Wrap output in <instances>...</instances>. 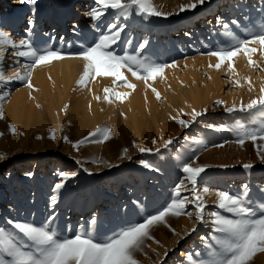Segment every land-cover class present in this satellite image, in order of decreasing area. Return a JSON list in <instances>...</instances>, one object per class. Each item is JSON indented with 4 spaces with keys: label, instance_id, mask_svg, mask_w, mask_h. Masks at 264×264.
Here are the masks:
<instances>
[{
    "label": "rangeland",
    "instance_id": "rangeland-1",
    "mask_svg": "<svg viewBox=\"0 0 264 264\" xmlns=\"http://www.w3.org/2000/svg\"><path fill=\"white\" fill-rule=\"evenodd\" d=\"M6 1L0 0V31L9 34L16 43L20 39L49 35L51 44L47 43L52 46L61 42V52H79L82 46L74 47L76 45L73 42L69 44L75 38L77 26L89 33L92 39L89 46H92L100 34L108 33L109 24L115 23L124 29L120 40L112 46L116 54L139 55L157 63L175 62L176 66L165 69L163 78L149 80L150 87H146L142 80H136L126 69L122 71L128 81L136 85L135 89H128L121 82L114 85L113 78L105 76L98 89L99 96L105 88L114 91L123 88V92H118L127 95L123 101L110 96L111 104L116 108L114 112L108 110L109 102L104 100L106 107L100 119L102 122L92 129H81L85 120L91 116V110L89 116H85L83 110L76 107L77 86L71 90V98L64 111L67 113L60 116L59 129L53 127L49 118H46L44 127L25 126L12 121L11 112L15 104L11 99L16 93L24 94L26 104L32 103L35 115L47 108V99L42 96L40 88H34L32 80V88L17 80L14 86L5 88L4 93L0 92V97L4 98L0 101L4 113V118L0 119V133H3L0 135V153L6 157L0 160V226L10 228L8 220L42 226L49 216H54L51 228L67 235L83 229L102 240L122 227L142 222L147 215L155 214L166 206L175 187L185 177L183 164L191 163L195 158L197 165H209L201 174L203 181L198 182L197 186L198 191L205 187L209 189V194L205 196V220L196 223L193 232L191 229L194 221L186 215L168 217L171 229L179 235H174L164 225L154 227L151 234L159 243L147 241V255L138 253L137 259L141 264H208L213 250L219 247L215 238L221 235L215 232L208 213L218 211L229 218H235L217 207L215 193L227 191L241 195L246 206H251L257 214L260 211L259 205L264 203V163L260 162L256 148L250 141L241 147L234 143L237 138L235 133L228 130L237 120L245 124H251V120L246 118L245 113H227L224 110L233 103H247L257 97L260 87L264 85V71L250 67L247 59L240 67H234L235 73L228 70L227 64L217 70L209 67L218 62L217 58L207 53L232 42L231 37L225 35L226 32L244 38L250 32L258 31L264 25L260 20L264 14V0H206V3L184 12H179V5L187 4L190 0L153 1L160 11L173 14L143 20L135 14L122 17L110 9L100 21H93L86 15L96 6L95 0H37L36 5L32 6L35 8L33 16L29 17L26 13L16 28L7 27L3 23L4 13L15 8V5L6 6ZM222 6L229 8V14L224 21L219 22L217 17ZM65 7L73 9V13L64 18L61 26H55L54 13ZM211 14L214 21L210 23ZM45 15L54 16L46 23ZM30 19L34 20V26L29 25ZM201 19H205L207 24L200 25ZM196 22L199 26H193ZM176 28L185 31L182 38L176 37ZM156 41L159 42L158 46L154 45ZM44 44L45 48L48 47L46 42ZM140 44H145V48L140 49ZM253 47L258 50L251 54L252 59L264 68V52L260 51L258 45ZM13 50L10 47L4 50L8 65L17 60L22 61L21 57L12 55ZM244 77H250L253 91L248 90ZM234 79H240L243 86H235ZM1 85L4 86L3 79H0V88ZM86 88L90 89L88 85ZM153 88L160 93V99H157ZM53 92L56 97V89ZM138 92L144 95L143 100L151 106L150 111L145 109L139 112L137 105H134L131 113L126 106L127 101ZM195 94L202 101L199 111L203 115L189 127L182 128L176 119H191L185 101ZM217 100L225 103L217 105ZM112 120L116 122V127L110 123ZM127 121L134 122V125L130 123L127 126ZM208 124L214 127H206ZM9 125L15 126L16 135L9 130ZM97 127H108L113 133L112 137L103 143L90 142L80 145L78 149L73 148L72 143L82 140ZM52 129H55L56 139L49 138ZM136 134H139L137 139L133 137ZM65 136L72 143L65 142ZM168 140L173 142L167 148L163 147ZM133 142L136 146H133ZM140 147L153 151L142 153ZM125 148L131 159L127 156L121 158ZM93 160L96 162L93 163ZM141 160L147 161L151 167H144ZM248 162L254 167L246 170L242 165ZM61 171L77 174L63 180L59 176ZM61 182L64 187L57 194L53 190ZM243 185H248L247 195H243ZM52 195H58L55 205L50 202ZM182 195L191 198L189 192H183ZM109 210L111 213L117 212V215L126 214V219L114 225L117 220L115 217L107 218ZM194 210V205L187 206V211ZM93 219L96 221L94 225L91 223ZM166 249L168 255L163 256ZM156 253H160V256ZM189 255L192 256L191 261L188 260ZM251 264H264V253H258Z\"/></svg>",
    "mask_w": 264,
    "mask_h": 264
},
{
    "label": "snow or ice",
    "instance_id": "snow-or-ice-1",
    "mask_svg": "<svg viewBox=\"0 0 264 264\" xmlns=\"http://www.w3.org/2000/svg\"><path fill=\"white\" fill-rule=\"evenodd\" d=\"M37 0H19L22 5H36ZM206 3V0H190L187 4L179 5V12L192 10L197 5ZM94 7L86 13L93 21H100L110 9L115 10V13L122 17H129L135 14L143 20H148L150 17L168 16L173 13H165L160 11L154 5L153 0H95ZM33 11L35 8L33 7ZM34 20H29V25L34 26ZM233 23H236L233 21ZM227 28V25H224ZM123 27H118L115 23L109 24L107 34H100L98 39L92 46L85 47L78 53L74 54L77 58L84 61L83 73L78 80V84L86 86L90 80H94L98 76H110L113 78V84L121 82L128 89H135L136 85L129 82L124 74L127 70L136 80H142L146 87H150L149 80H155L157 77L163 78L164 71L167 68L175 67L176 64L157 63L149 59L141 58L139 55H118L112 50V46L120 40ZM225 35L230 36L232 42L226 47L219 48L215 51H209L207 54L217 58L215 67L217 70L222 65L227 64L229 71L235 73L234 58L243 53L247 57L248 65L254 69L264 71V68L252 59L251 54L257 52V48L253 45H259L260 51L264 52V25L258 31L250 32L248 36L240 38L234 36L231 32H226ZM10 47L12 49H27L26 51L16 50L12 55L16 58H27L30 62L23 66V72L14 73L7 77L8 80L16 79L25 84L26 87L32 88L31 74L32 71L41 65L49 64L53 60H62L65 55L56 50L44 49L37 50L26 39H20L17 44L13 38L0 31V51ZM140 49L145 48V44L139 45ZM19 61L17 60V63ZM2 63V61H0ZM0 79H5L0 72ZM244 83L248 84V90L253 91V85L250 77L243 78ZM234 85L242 87L240 79H234ZM157 99L161 98L160 93L153 88ZM105 101L111 103L110 96H114L116 100L123 101L126 99L125 93L114 91L112 88L104 89ZM4 98L0 97V101ZM96 99H100L96 97ZM225 102L217 100V105H223ZM227 113H245L251 124L242 123L240 120L235 121L230 131L236 135L234 143L243 147L246 142L250 141L256 148V154L261 163H264V86L259 89V95L252 98L247 103L243 101L239 104L233 103L230 107L224 109ZM207 109L204 110L206 112ZM203 112L193 109L190 113L191 119H176V123L182 128L189 127L192 123L201 117ZM4 118L2 107H0V119ZM175 119V118H173ZM9 130L13 135H16L14 125H9ZM208 128L214 127L212 124L206 125ZM21 135L23 133H20ZM3 135V133H0ZM113 133L108 127H97L94 132H90L88 136L82 140L72 143L65 136V142L72 143L73 148L78 149L80 145L86 143H103L112 137ZM40 139V137H37ZM49 138L56 139L55 129L49 131ZM91 138V139H90ZM187 139V137H185ZM173 141L168 140L163 147L167 148ZM133 146L135 142H133ZM222 146V145H220ZM140 152H151L149 148H139ZM159 152V149L155 150ZM128 149L122 150L121 158L127 156ZM6 157L0 153V160ZM96 161L93 160V163ZM79 163V161H77ZM140 163L144 167H151L147 161L141 160ZM112 165H109L111 167ZM209 165H197L195 158L191 163H184L182 171L185 177L175 187L172 198L161 210L155 214L147 215L142 222L131 223L122 227L119 231L113 232L100 240L92 232L86 230L77 231L73 235L64 234L63 231L51 228L50 224L55 219L54 216H49L47 222L42 226H36L33 223L25 221L8 220L7 224L10 228L0 226V264H141L137 259L138 253H144L146 242L155 240L151 231L154 227L164 225L169 227L174 235H179L168 224V217H180L186 215L194 221L191 231L196 230V223L205 220L206 200L205 196L209 194L207 187L202 191H198V182L203 181L202 173ZM221 167H227L222 165ZM242 167L246 170L252 169L254 165L251 162L244 163ZM88 171V169H84ZM76 172L61 171L59 176L63 180H68L70 177L76 176ZM190 185V187H189ZM64 184L57 183L54 187V192L59 193ZM183 192H189V196L182 195ZM248 185H243V195H247ZM215 203L221 210L232 214L235 218H229L226 215L220 214L218 211L208 213L212 218L214 230L221 235L216 237L218 249H214L212 259L208 264H251L253 258L258 253H264V203L259 205V214L253 210L251 206H246L241 195H233L227 191H217L215 193ZM58 200V195H52L50 202L55 205ZM189 204L194 205V211H187ZM96 223L95 219L91 222ZM187 234V233H186ZM155 252V249H153ZM160 256V253H156ZM168 255L166 249L163 256ZM188 260H192V256H188Z\"/></svg>",
    "mask_w": 264,
    "mask_h": 264
},
{
    "label": "bare ground",
    "instance_id": "bare-ground-1",
    "mask_svg": "<svg viewBox=\"0 0 264 264\" xmlns=\"http://www.w3.org/2000/svg\"><path fill=\"white\" fill-rule=\"evenodd\" d=\"M153 1L155 3H159V2L164 1V0H153ZM6 2H7L6 6L15 5V8L12 11L8 10V12L4 13L3 23L7 27L16 28L18 26L17 24L22 22L23 17L25 18L26 13L29 14V17H32L34 14L33 13V7H32L33 5H22L19 3V0H14V1L13 0H7ZM228 9L229 8H226V6L221 7V9L219 11V15L217 17V20L219 22H222V21H224L225 18H227L226 15L229 14V12L227 11ZM72 13H73V9H71L69 7H65V8L57 9V11L54 13L55 16L54 15H50V16L51 17L54 16L53 18L55 19V21H54L55 26H57V25L61 26L64 18L68 17ZM74 15H76L75 12H74ZM51 17H48L47 15H45V17H44L45 22L46 23L49 22ZM222 18H223V20H222ZM210 19H211L209 21L210 23L214 21V16L212 14L210 15ZM260 20L264 24V14H262V16L260 17ZM200 22H201L200 25H202V24L206 25L207 24L205 19H201ZM193 26H199V25L196 22L193 24ZM175 32H176L175 35L177 38H182L181 35H183L185 31L183 29L178 30L176 28ZM74 37H73L74 40L72 39V41L69 42V44L71 42L75 43L76 46H74V47H79V46H82L83 48L89 47L90 41L92 40L90 38L91 36L89 37V33L85 30H82L81 27H78V26L75 28ZM223 39L224 38H222V40ZM26 40H28L32 44V46H33V44H34V46H35V44H38L39 46L38 45H36V46L39 47L38 49H42V50L47 48V49H51V50L60 51L59 49L63 48V45L61 44V42L54 43L51 46L50 45L51 40H50L49 35L48 36L38 35L35 37V39L26 38ZM33 41H35V42L37 41V43H35V42L33 43ZM180 41H181V39H180ZM45 42H46V46H48L46 48H45V44H44ZM47 42H49L50 44ZM18 43H19V41L17 42V44ZM154 45L158 46L159 42L156 41L154 43ZM36 46H35V48H36ZM258 47H259V45H258ZM16 50L26 51L27 49L21 48V49H14L13 51H16ZM70 52H71V50H70ZM70 52L69 51L62 52L66 58H64L62 60H53L49 64H45V65H41V66L36 67L32 71L31 80H32V83L34 85V88H36V87L38 89L40 88V92H41L42 96L45 99H47V106H46L47 108L45 110H43L39 114L35 115L33 113L32 103H29V105L25 103L24 94L16 93L12 96L13 98L11 100L15 104V109L11 112V119L15 124H24L25 126L36 125L37 127L38 126L44 127L45 126L44 124L47 122L46 118H49L53 127L56 129H59L61 126V123H60L61 117L60 116L62 115V113H63V115L65 113L64 111L66 109L67 103L69 102V100L71 98V90L74 88V86H77V92L78 93L75 94V100H76V104H77L76 107L78 109H82L85 116H89L88 113L91 110V113H90L91 116L85 120L84 126L81 129H92L97 125L99 126V124L102 122V121H100V119L102 118L103 113L105 112L106 106H104L105 105L104 99H102L103 98L102 94H104V93H102L99 96L98 95L99 94L98 89H99V87H101V82L103 80H105V78H104L105 76H98L94 80H90L87 83V85L90 87V89L88 88L89 91L86 88L87 85L86 86L79 85L77 82L83 73L84 61L82 59L77 58L74 55V54L78 53L77 51H75V52L72 51V53H70ZM251 56L253 58V55H251ZM21 58H22L21 62L17 63V61H15L14 64L8 65L6 63V60L4 57V50L0 51V61H2V63H0V72H2L3 76L5 77V79H3V85L4 86L1 85V88H0L1 93H4L5 88H8L10 86H14V84L17 81L16 79L8 80L7 77L12 76L14 73H17V72L22 73L23 72V66L26 63L30 62L27 58H23V57H21ZM246 59H247V57L241 53L239 56L234 58V67H240ZM13 66H14V68H12ZM53 89H56V91H57L56 97L54 96ZM122 89L123 88H120L119 90H121V92H123ZM100 91H101V89H100ZM101 96H102V98H101ZM96 97H99L100 99H96ZM132 97H131V100L127 101V103H126V106L129 108L131 113H133L132 109H134V105H137V107H138L137 109L139 110V112L142 110H145V109H148V111L151 110V106H148L146 104V102L143 100L144 95L141 94V92H138L137 95H135V96L133 95ZM201 103H202V101L200 100V97H198V95L195 94L194 97L185 101V107H187V110H189L190 112L193 109H195L196 111H199ZM108 105H109L108 110H111L112 112H114L116 110V108L113 107L111 103H109ZM114 108H115V110H114ZM87 110H88V112H86ZM110 123H112V125L114 127L117 126L116 122L113 120ZM130 123L132 125H134V122H130V121H127L126 125L127 126L130 125ZM71 125L72 124H69V126H71ZM138 136H139V134H136L133 137L135 139H137ZM108 149L109 148L106 149L107 152H108ZM125 215L126 214L120 215L119 213L117 215V212L111 213L109 210L108 214H107V218L113 219L115 217L117 222H114V225H117L118 223H120L125 218Z\"/></svg>",
    "mask_w": 264,
    "mask_h": 264
}]
</instances>
